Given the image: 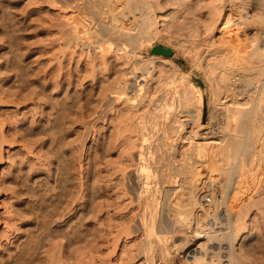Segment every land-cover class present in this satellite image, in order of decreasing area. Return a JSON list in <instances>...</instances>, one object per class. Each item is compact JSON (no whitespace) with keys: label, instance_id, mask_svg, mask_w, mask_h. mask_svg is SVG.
<instances>
[{"label":"rangeland","instance_id":"374dc122","mask_svg":"<svg viewBox=\"0 0 264 264\" xmlns=\"http://www.w3.org/2000/svg\"><path fill=\"white\" fill-rule=\"evenodd\" d=\"M54 1L0 0V264H192L193 256L198 254L195 250L201 241L213 238L211 236L213 232H218L217 229L220 230L221 225L226 226L227 219L224 215L226 206L230 210L240 208L242 213L246 207L248 210L245 209V214L242 215L240 212L239 219L242 216L243 219L239 221L237 218L232 219L236 215L231 216V225L234 226V232L236 231L231 234L232 240H221L222 242L218 243L217 238L209 240L210 242L206 239L208 247L217 244L214 250L218 249L216 251L218 254L214 256L213 252L210 253L212 248L207 251L205 247L206 255L202 254L203 251L200 254L203 259H209L198 263L206 264L203 262L205 261L207 264H226L228 261L225 258L229 255L224 252L229 250L227 247L232 244L231 264H264V107L263 115L259 113L258 118L255 116V123L252 124L253 126L260 122L258 128L262 127L255 134H248L251 132L248 130V124L250 126L251 121H249L250 116H247L248 121L245 116L250 114L256 104L264 74L254 78V81L251 78L250 81L245 80L243 85L234 84L237 87H233L236 96L226 93L216 78L217 72L227 68L232 69L231 76H235L232 79L236 80L238 76L245 74V71H248L246 72L248 74H254L252 70L257 69L256 65L264 72V55L263 53L262 57L260 55L262 50L260 45L259 49L256 47L258 51L254 46L244 48L242 53L250 61L246 60L247 62L243 63L245 65H241L247 70L241 72L242 66L234 65L235 48L231 44L230 35L233 37L234 32L240 31V35H243V32L238 25L241 18L236 15H234L236 18L232 17L226 22V14L229 13L230 16L234 10L233 0L230 4L228 0H147L146 2L144 0L145 7L141 5L144 9L140 7V3L135 4L137 0L135 2L134 0H114L113 2L117 5L111 1V6L115 5V12L118 14L122 12L119 16L121 15L125 22L128 20L126 23L131 21L132 13L130 12H133L136 17L147 12L150 19L154 13V19L152 17L151 23L147 24L149 27L146 26L152 34L151 38H147L148 40L141 35L143 29L138 25L140 20L137 21L138 24L135 22L136 25L133 23L140 29L137 28V31L134 28L135 33L130 32L126 38L124 37L126 34L120 35L113 32L114 22L110 20V14L106 11L107 6L99 4L97 8L90 3L95 0H79L82 5L80 9L84 13L83 18L84 15L88 16L83 28L89 31V40L97 41L99 40L97 37L105 34L106 37H104L109 38L110 42H113L112 39L116 37L130 48L129 40L134 35L140 41L138 46L140 59L147 57L145 62H148L151 56L154 59L151 65L147 63L148 70L147 68L142 70V64L137 65L136 59H129L131 61L126 63L127 65L130 63L137 74L150 69L154 77L147 85L145 97L137 110L133 112V109L131 111L122 102H116L112 104L113 108L107 112L106 116L95 123H90L94 117L93 113L96 109H101L102 96L113 92L112 88L116 91L115 86L119 83L121 72H125L123 71L125 70L124 61L118 58V53L113 51L103 53L101 56V52L97 50L92 53L79 43L72 44L71 36L81 34L72 21L75 9L72 5L63 6L61 0ZM132 3L139 9L136 10ZM127 7L134 11H127ZM120 9L125 12L119 11ZM259 9L257 11H260ZM139 12L140 14H137ZM259 14L264 21V12ZM120 19L116 23L119 24ZM249 20L247 16L243 18V21L248 23L245 24V28H248V25L254 27L255 23ZM107 23L108 28L111 29L105 28ZM262 26L263 28L259 25L258 33L264 31V23ZM108 30H110L109 34ZM71 32L74 33L71 34ZM88 33H86L87 36ZM258 33L257 36L260 37L262 33ZM86 34H84L85 37H87ZM156 46L171 48L173 55L154 51ZM91 53L96 54L93 56ZM175 57L180 58L182 62ZM192 74L204 79L205 86L197 84ZM196 87L201 90L200 100L194 89ZM160 95L161 98L157 97ZM212 104L213 106L215 104L217 110ZM210 109L216 110V113L215 111L212 113ZM141 111L142 116H140ZM196 111L200 114L198 119L195 115ZM224 113L228 115L227 120L232 115L230 127L225 126L227 123L229 125V121H224ZM136 117L137 120H143L142 124L144 122L145 136L148 135L146 138L148 137L147 142L152 152H149L151 159H147L150 167L145 172L151 173L149 185L157 188L158 192L155 200L151 201L143 188L139 187L133 179L138 173L141 161L136 155L139 140L132 131L133 126L130 125ZM242 118L246 119L242 120ZM172 121L175 122L172 123ZM177 122H182L181 126ZM196 122L199 123L201 135L193 137L191 132ZM85 124L94 125L87 129ZM171 124H178L181 128L179 129L177 125L174 129V125ZM245 125L247 129L244 128L246 130L244 132L241 128ZM250 134H254L253 137L256 136V139L252 136L247 137ZM189 135L190 137H187ZM228 137H238L240 142L246 137L242 140V143L245 141L243 144H256L254 145L256 148H251L253 150L249 156L250 161L254 159L253 162H249L248 155H245L250 151L248 144L244 146V149H249L248 153L244 151V154L241 151L243 156L248 157L247 160L241 155L240 159L238 156L234 158L229 156L227 159L226 149L228 154L232 152L231 147L225 143ZM252 139H255V143ZM194 141L203 143L205 150L203 149L202 153L205 152L206 155H198L197 151H193ZM252 145L250 144V147ZM253 151L256 152L253 154ZM133 152L135 153L132 154ZM95 157H98V160ZM242 160L247 166L250 165V169ZM170 163H173L172 167ZM238 163L239 169L235 171L232 168ZM241 163L244 166H241ZM244 167H246L245 170ZM242 172L248 177H243ZM223 173L225 174L222 175ZM193 175L196 181L191 177ZM229 176L238 182L235 184ZM235 176H239V179ZM259 177L262 179L260 180ZM60 181L62 184L59 183ZM228 182L232 189L230 194L234 192L233 188L236 191L233 193L235 196L232 203H229V200L225 201L226 194L228 190L230 191ZM60 184L61 186H58ZM131 184H134V188ZM191 185L198 189L202 188L204 197L210 196L208 193L214 189L216 199L221 201L219 203L216 200L219 203L217 213H208L202 222L198 221L201 234L195 231L196 217L194 215L187 213L183 221L178 214L180 209L187 206ZM135 188L141 190L138 191ZM247 196L253 197L250 198L252 202L249 200L251 205L247 204L249 199ZM256 197L258 199L255 200L258 202L253 201ZM238 199L241 201L239 202ZM244 202L245 206H243ZM254 202L256 204L252 205ZM234 220L238 223L244 222V224L240 223L243 226L239 224L238 226ZM180 221L182 223H179ZM233 222L242 228L237 227L238 230ZM219 245L222 250H219Z\"/></svg>","mask_w":264,"mask_h":264},{"label":"bare ground","instance_id":"6f19581e","mask_svg":"<svg viewBox=\"0 0 264 264\" xmlns=\"http://www.w3.org/2000/svg\"><path fill=\"white\" fill-rule=\"evenodd\" d=\"M28 1V0H27ZM49 1V0H48ZM51 1V0H50ZM54 1V0H53ZM57 1V0H56ZM89 1V0H88ZM114 1V0H95V1H91L90 3L92 4L93 3V6H97V8H98V5L99 4H102V6H107V13L108 14H110V20H112V22H114L113 23V25L112 26H114L113 28H112V30H114L113 32H117V33H120V35H122L121 33H123V34H126L124 37H128V34H130V32H132L133 30L134 31H138V29H140V28H142L143 29V33L141 34L142 36H144L145 37V39H147V38H151L152 37V34H150L149 32L150 31H148L147 30V28H146V26L147 27H149L147 24H149V23H151V19H152V17H153V14H152V16H151V19L149 18V13H148V15H147V12H146V14H141V15H138L139 17H136V15L135 14H133V12H130V14H131V21H130V23H126V22H128V20H126V22H125V19L121 16L122 14V12L121 13H119V14H121L120 16L123 18H121L120 19V16H119V14L118 13H116L115 11V5H113V6H111L112 4V2ZM137 1H139V2H137ZM136 2H135V0H134V2H135V4L136 3H140V7H142L141 5H143V2H144V0H137ZM147 0H145V2H146ZM154 1V0H153ZM229 1V4H230V2H232V0H228ZM55 2V1H54ZM61 2H62V4H63V6H68V5H72L73 6V9H75V14L73 15V18H72V21L76 24L75 26L76 27H78V31H80L81 32V34L79 35H75V34H73V36H71V38L73 39V41L71 42L72 44H74V45H78V43L79 44H81V45H83L85 48H87V49H89V51L90 52H92V53H94V52H96V50L97 51H99V52H101V56H102V54L103 53H109V51H113V52H115V53H118V58H120L122 61H124V69L125 70H123V71H125V72H121V77H120V80L117 82L118 84H117V86H115V87H117V89H116V91H114V89L112 88V90H113V92H108V93H106V91L104 92V93H106L104 96H102V103H101V109H99V110H95L94 111V117H93V119H92V121L90 122V123H95L96 121H98L99 119H101V118H104L105 116H106V114H107V112H109V110L110 109H112L113 107H112V104H114V103H116V102H122L124 105H125V107H127L128 109H131V111H132V109H133V112H134V110H137V108H138V106L140 105V103H141V101L143 100V98L145 97V93H146V88L148 87L147 85L150 83V81L151 80H153L152 78H154V77H152L153 75H151L152 74V72L150 71V69H149V71H147L148 70V68H147V63L149 62V64L150 63H152L153 61H154V59H153V56H151L152 58H150L149 57V61L147 62H145V60H147V57L146 58H142V59H140L141 57H140V53H139V51H138V46H139V39H138V37H136V36H134V35H132L131 36V39L130 38H128V39H130L129 41H131V43H130V45H131V47L130 48H128L127 46L128 45H126L125 43H124V41H123V43H121L120 42V40H118L116 37H114V34H112L113 35V37H114V39H112V40H114L113 42L111 41L110 42V40H108V39H106L105 37V34H104V36L102 35V37H104V38H102L101 36V38L100 37H97V38H99V40H97V41H95V40H89L88 39V37H89V31H86L83 27L85 26V20L87 19V17L88 16H86V15H84V18H83V12H82V10L80 9V7L82 6L81 5V1L79 2V0H61ZM60 2V3H61ZM144 2V3H145ZM161 2V1H160ZM163 2V1H162ZM178 2V1H177ZM215 2V1H214ZM34 3H35V1H34ZM89 3V4H90ZM115 2H113V4H114ZM127 3V2H126ZM155 3V2H154ZM157 3V2H156ZM226 4H227V2H225ZM264 0H233V8H234V10L232 11V14L229 16V13L228 14H226V22H228L229 21V19L230 18H236V17H238V18H241V21H240V23H238V25H240V28H242V32H243V35H240V32L239 33H233V37L230 35V37H231V39L230 40H232L231 42V44H233L234 45V48H235V50H234V58H235V63H234V65L235 66H237V64L238 65H241V64H243L244 62H247L248 61V59H247V57L246 56H244V54L242 53V52H244V48L246 47V46H250V47H252V46H254V48L257 50V48L258 47H260L261 46V52H260V55H261V57H262V53H263V55H264V31H261V33H262V35L260 36V37H258L257 36V33H258V27H259V25H261V28H263V23H264V21H263V19H261V14H259L260 12H264V7H262V6H264ZM79 4H80V6H79ZM87 4V3H86ZM116 4V3H115ZM146 4V3H145ZM148 4V3H147ZM232 4V3H231ZM22 5V4H21ZM58 5V4H57ZM117 5V4H116ZM127 5V4H126ZM159 5V4H158ZM1 6H2V4H1ZM18 6V5H17ZM66 6V7H67ZM92 6V7H93ZM129 6H131L130 4H129ZM132 6H134V4L132 3ZM132 6H131V8H132ZM222 6V5H221ZM120 7V6H119ZM124 7H125V5H124ZM134 7H136V6H134ZM143 7H145L144 5H143ZM142 7V8H143ZM147 7H148V5H147ZM214 7V6H213ZM236 7V8H235ZM7 8V7H6ZM9 8V7H8ZM65 8V7H64ZM63 8V9H64ZM91 8V7H90ZM101 8V7H100ZM102 8H104V7H102ZM142 8H140L141 10H142ZM149 8H150V4H149ZM216 8V7H215ZM260 8V9H259ZM62 9V8H61ZM85 9H87V8H85ZM136 10H138L137 9V7L135 8ZM144 9V8H143ZM147 9V8H146ZM187 9V8H186ZM221 9V8H220ZM260 10V11H257V10ZM65 10V9H64ZM96 10V9H95ZM100 10H102V9H100ZM122 9H120L119 11H121ZM132 11V10H130V9H128V7H127V11ZM148 10V9H147ZM152 10V9H151ZM263 10V11H262ZM3 11H5V10H3ZM8 11V10H7ZM123 11V10H122ZM134 11V10H133ZM97 12V11H96ZM123 12H125V11H123ZM136 12V11H135ZM134 12V13H135ZM152 12V11H151ZM10 13V12H9ZM72 13V12H71ZM236 13V14H235ZM249 13V14H248ZM62 14V13H61ZM82 14V15H81ZM96 15H97V13H95ZM124 14V13H123ZM127 14V13H126ZM137 14H140V12L139 13H137ZM70 15V14H69ZM94 15V14H93ZM106 15V14H105ZM128 15V14H127ZM151 15V14H150ZM234 15H236V17H234ZM67 16V15H66ZM100 16V15H99ZM107 16V15H106ZM161 16V15H160ZM247 16L250 20L249 21H251V23L253 22V23H255L254 24V27H251L250 25H248V28H249V26L251 27L250 28V30L248 31L247 29L248 28H245V24L247 23H245L244 21H243V18H245V17ZM94 17V16H93ZM93 17H91V18H93ZM101 17V16H100ZM127 17V16H126ZM155 17V16H154ZM154 17H153V19H154ZM162 17V16H161ZM243 17V18H242ZM69 18H70V16H69ZM128 18V17H127ZM158 18V17H157ZM25 19V18H24ZM94 19V18H93ZM100 19V18H99ZM99 19H97V21H99ZM120 19V21H119V24L118 23H116V22H118V20ZM64 20V19H63ZM96 20V19H95ZM138 20H140V22H138L137 23V21ZM247 20V19H246ZM65 21V20H64ZM101 22H102V20H100ZM152 21H154V20H152ZM92 22H93V20H92ZM95 22V21H94ZM135 22L140 26V28H138L137 26L135 27L134 25H133V23L135 24ZM70 23H71V21H70ZM89 23V22H88ZM90 23H91V21H90ZM98 23V22H97ZM209 23V22H208ZM92 24V23H91ZM93 24H95V23H93ZM110 24V23H109ZM235 24H237V23H235ZM248 24V23H247ZM99 25H101V24H99ZM98 25V27H100ZM132 25H133V27H132ZM136 25V24H135ZM102 26V25H101ZM104 26V25H103ZM90 27V26H89ZM88 27V30L91 28H89ZM93 27V26H92ZM131 27L133 28L131 31L129 30V29H131ZM105 28H108V23H107V27H105ZM134 28H136V30L134 29ZM138 28V29H137ZM151 28V27H150ZM239 28V27H238ZM70 29V28H69ZM108 29H111V28H108ZM115 29H116V31H115ZM68 30V29H67ZM102 30H104V29H102ZM129 30V31H128ZM240 30V29H239ZM260 30H262V29H260ZM105 31V30H104ZM104 31H102L103 33H104ZM109 31L110 30H108L107 32H108V34H109ZM133 31V32H134ZM153 31V30H152ZM233 31V30H232ZM69 32V31H68ZM106 32V33H107ZM129 32V33H128ZM155 32V31H154ZM238 32V31H237ZM260 32V31H259ZM72 33H74V32H71V34ZM86 33H88V36H87V34ZM111 33V32H110ZM135 33V32H134ZM141 33V32H140ZM139 33V34H140ZM158 33V32H157ZM261 33H258V34H261ZM84 34H86V36L87 37H85L84 36ZM136 34H137V32H136ZM156 34V33H155ZM154 34V35H155ZM68 36V35H67ZM66 36V37H67ZM97 36H99V35H97ZM123 37V36H122ZM123 37V38H124ZM126 37V38H127ZM65 39V38H64ZM91 39V38H90ZM261 39V40H260ZM22 40V39H21ZM55 40V39H54ZM68 41L69 40H71V39H67ZM148 40V39H147ZM62 41V40H61ZM65 41V40H64ZM261 42V43H258V42ZM127 42V41H126ZM66 43V42H65ZM128 43V44H129ZM62 45V44H61ZM260 45V46H259ZM231 47V46H230ZM233 47V46H232ZM249 47V48H250ZM257 47V48H256ZM141 48V47H140ZM17 49V48H16ZM91 49L93 50V51H91ZM233 49V48H232ZM259 49V48H258ZM225 50V49H224ZM255 50V52L256 53H258L257 51ZM52 51V50H51ZM88 51V52H89ZM251 51V50H250ZM25 52V51H24ZM85 52V51H84ZM90 52H89V54L88 55H90ZM98 52V54H100ZM254 52V51H253ZM87 53V52H86ZM91 53V54H92ZM252 53V52H251ZM96 54V53H95ZM95 54L93 55V56H95ZM104 55H106V54H104ZM110 55V54H109ZM116 55V54H115ZM231 55V54H230ZM252 55H254V53L252 54ZM259 55V54H258ZM248 56V55H247ZM90 57H92V56H90ZM139 57V58H138ZM17 58V57H16ZM88 58V57H87ZM111 58V57H110ZM154 58H156V57H154ZM159 58V57H158ZM161 58V57H160ZM253 58V57H252ZM89 59V58H88ZM129 59H136V63H137V65H139V64H142V70H143V68L144 69H146L147 68V70H146V72H145V70L144 71H142V72H139L138 74L137 73H135L133 70H135V69H133V67L130 65V63L127 65L126 63H128V62H130L131 60H129ZM254 59V58H253ZM257 59V58H256ZM129 60V61H128ZM247 60V61H246ZM78 61V60H77ZM83 61V60H82ZM171 61V60H170ZM250 61V60H249ZM248 61V62H249ZM104 62V61H103ZM234 62V61H233ZM195 63V62H194ZM263 63V62H262ZM262 63H260V64H262ZM229 64H231V62L229 63ZM259 64V65H260ZM120 65V64H119ZM151 65V64H150ZM243 65H245V64H243ZM248 65V64H247ZM246 65V66H247ZM255 65V64H254ZM43 66V65H42ZM46 66V65H45ZM88 66H90V65H88ZM96 66V65H95ZM242 66V65H241ZM240 66V67H241ZM258 65H256L255 67L257 68L255 71L254 70H252L253 71V73L254 74H248V73H246V72H248V71H245V70H247V69H243V66H242V68H241V72L243 71H245L244 73L245 74H243L242 76H238L237 77V80L236 79H232L233 77L235 78V76L233 75V76H231V70L229 69V68H227V69H223L224 71H222V72H217V75H216V78H217V80L220 82V85L222 86V88L224 89V91L226 92V93H230V95H234V96H236V92L234 91V86L235 85H237V84H242L243 85V83H244V81L246 80V81H248L250 78H251V80L252 81H254V78H256V77H258L259 78V76L263 73L264 74V72H262V69L261 68H258L257 67ZM262 66V65H261ZM238 67V66H237ZM96 69V68H95ZM139 69V68H138ZM240 69V68H239ZM250 72V71H249ZM58 74V73H57ZM131 74V75H130ZM88 75V74H87ZM90 75V74H89ZM18 76V75H17ZM23 76V75H22ZM65 76V75H64ZM105 76V75H104ZM262 76V75H261ZM264 76V75H263ZM56 77V76H55ZM68 77V76H67ZM164 77V76H163ZM171 77V76H170ZM175 77V76H174ZM186 77V76H185ZM119 78V77H118ZM253 78V79H252ZM264 78V77H263ZM262 78V79H263ZM56 79V78H55ZM107 80V79H106ZM117 80V79H116ZM62 81V80H61ZM250 81V80H249ZM161 82V81H160ZM173 82V81H172ZM255 82H256V80H255ZM261 82V81H260ZM260 82H258V83H260ZM51 83V82H50ZM161 83H163V81L161 82ZM251 83H253V82H251ZM262 83V87H261V91H259L257 94V98H256V101H255V103L256 104H254L255 106L252 108L253 110L250 112V114H248L246 111H244V112H246L248 115H245L246 116V118H242V120L243 119H246V121H248V117L247 116H250V119H249V121H251V122H249V123H251L250 124V126H249V124L248 123H246V124H248V127H249V131L251 130V132H248V134L249 133H256V131H258V130H260V128H262V127H260L259 126V128H258V123H260V122H258L256 125H253L252 126V124H254L255 123V116H257L256 118H258V116H259V113H262L261 115H263V110H262V108L264 107V79H263V82H261ZM53 84V83H52ZM57 84V83H56ZM158 84V83H157ZM165 84V83H164ZM235 84V85H234ZM246 84V83H245ZM54 85H55V83H54ZM241 85V86H242ZM255 85H256V83H255ZM154 86V85H153ZM55 87V86H54ZM113 87V86H112ZM184 87H185V84H184ZM247 87H249V85L247 86ZM111 88V87H110ZM235 88H237L236 86H235ZM176 89V88H175ZM190 89V88H189ZM193 89V88H192ZM195 89V92H197V96H198V99L200 98V91L201 90H199L197 87L196 88H194ZM110 90V89H109ZM108 90V91H109ZM237 90H239V88L237 89ZM37 91V90H36ZM153 92V91H152ZM238 92V91H237ZM176 93V92H175ZM239 93V92H238ZM27 95V94H26ZM55 95V94H54ZM149 96V95H148ZM151 96V95H150ZM98 97V96H97ZM154 97H156V96H154ZM157 97H160L161 98V95L160 96H157ZM74 98V97H73ZM238 98V97H237ZM154 99V98H153ZM157 99V98H156ZM54 100V99H53ZM59 100V99H58ZM146 100V99H145ZM151 100V99H150ZM160 100V99H159ZM158 100V101H159ZM172 100V99H171ZM200 100V99H199ZM75 101V100H74ZM82 101V100H81ZM84 101V100H83ZM91 101V100H90ZM147 101V100H146ZM153 101V100H152ZM158 101H156V102H158ZM150 102V101H149ZM200 102V101H199ZM213 102V101H212ZM211 102V103H212ZM174 103V102H173ZM202 103V102H201ZM246 103V102H245ZM96 104V103H95ZM121 104V103H120ZM142 104H144V103H142ZM146 104H147V102H146ZM160 104V103H159ZM158 103H157V105H159ZM200 104V103H199ZM50 105V104H49ZM57 105V104H56ZM59 105V104H58ZM156 105V106H157ZM161 105V104H160ZM168 105V104H167ZM185 105V104H184ZM187 105V104H186ZM189 105V104H188ZM190 105H192V104H190ZM242 105V104H241ZM77 106V105H76ZM147 106V105H146ZM170 106V105H169ZM212 106H213V104H212ZM97 107V106H96ZM183 107V106H182ZM99 108V107H98ZM160 108V107H159ZM158 108V109H159ZM174 108V107H173ZM213 108L214 109H216L215 108V104H214V106H213ZM76 109V108H75ZM95 109V108H94ZM145 109V108H144ZM188 109V108H187ZM195 109V108H194ZM214 109H210L211 111H212V113L215 111V113H216V110H214ZM264 109V108H263ZM90 110V109H89ZM93 110V109H92ZM141 110V109H140ZM155 110V109H154ZM153 110V112H155ZM160 110V109H159ZM158 110V111H159ZM198 111H199V109H197ZM81 111V110H80ZM198 111H196L197 113L195 114L196 115V118L198 119V117H199V112ZM249 111V110H248ZM240 112V111H239ZM243 112V113H244ZM58 113V112H57ZM158 113V112H157ZM172 113V112H171ZM185 113V112H184ZM232 113V112H231ZM235 113V112H234ZM135 114H136V112H135ZM135 114H134V116H135ZM137 114H138V111H137ZM194 114V113H193ZM225 114V113H224ZM224 114H222V115H224ZM51 115V114H50ZM72 115V114H71ZM119 115V114H118ZM176 115V114H175ZM212 115H214V114H212ZM211 115V116H212ZM216 115V114H215ZM214 115V116H215ZM231 115V114H230ZM56 116H57V114H56ZM140 116H142V111H141V114H140ZM177 116V115H176ZM175 116V117H176ZM192 116V115H191ZM225 116V117H224ZM223 116V118H224V121H226V122H228L229 121V125H228V123H227V125H225L226 127L227 126H229L230 127V121H231V119H230V117L232 116H230L229 117V119L227 120L226 119V117L228 116L227 114H225ZM238 116H240V115H238ZM244 116V117H245ZM58 117V116H57ZM56 117V118H57ZM133 117V116H132ZM138 118H139V116H137ZM137 117H136V119L134 120V121H132V123H130V125L131 126H133L132 127V131L135 133V136H136V138L139 140V148H138V150H137V154L136 155H138L139 156V159L141 160H139L140 161V165L138 166L139 167V169H138V173L137 174H135V176H134V181H135V183H138L139 184V187H141V188H143V191L144 192H146V194H147V196H148V198H149V201H151V200H155L154 198L155 197H157L156 195V193L158 192V190H157V188H152L151 187V185H149V184H151V181H149V178L151 177V173L150 174H146V172L145 171H147V169H149L148 167H150V164H149V162H147V159L149 158V159H151L150 158V156H149V152H151L150 151V145H149V142H147V138H146V136H148L147 134H146V136H145V130H144V122H143V124H142V122L141 121H143V120H137ZM192 117H195V116H192ZM243 117V116H242ZM263 117H264V115H263ZM152 118V117H151ZM166 118H168V117H166ZM176 118H178V117H176ZM223 118H221V119H223ZM228 118V117H227ZM133 119V118H132ZM142 119V118H141ZM260 119V118H259ZM258 119V120H259ZM137 120V121H136ZM147 120V119H146ZM174 120H176V119H174ZM242 120H240V122L242 121ZM112 121V120H111ZM120 121V120H119ZM126 121V120H125ZM151 121V120H150ZM154 121V120H153ZM177 121V120H176ZM193 121H195V120H193ZM236 121V120H235ZM264 121V120H263ZM58 122H59V120H58ZM71 122V121H70ZM113 122V121H112ZM124 122V121H123ZM122 122V123H123ZM175 122V121H174ZM173 121H172V123H174ZM198 122V121H197ZM195 123V125L193 126V131L191 132L192 133V135H193V137L194 136H196L197 137V135H201V131H199V123ZM226 122H223V123H226ZM89 123V125H91ZM110 123V122H109ZM154 123H156V122H154ZM177 123H179V122H177ZM182 123V122H181ZM181 123H179V125L181 124ZM232 123V122H231ZM94 125V124H93ZM92 125V126H93ZM124 125V124H123ZM172 125V124H171ZM174 125V124H173ZM172 125V126H173ZM178 124H176V125H174V129H176L175 128V126H177ZM178 125V127H179V129L181 128L180 126ZM260 125V124H259ZM92 126H87V124H85V127L88 129L89 127H92ZM118 126V125H117ZM147 126V125H146ZM155 126V125H154ZM63 127V126H62ZM177 127V128H178ZM223 127H224V125H223ZM222 127V128H223ZM225 127V128H226ZM241 127V126H240ZM239 127V128H240ZM50 128V127H49ZM118 128V127H117ZM127 128V127H126ZM131 128V127H130ZM153 128V127H152ZM168 128V127H167ZM169 128H171V127H169ZM247 129V126L245 125V126H243V128H241V129ZM148 129V128H147ZM154 129V128H153ZM172 129V128H171ZM226 129H228V128H226ZM240 129V130H241ZM243 130L244 132L246 131V130ZM121 130V129H120ZM124 130V129H123ZM127 130V129H126ZM129 130V129H128ZM170 130V129H169ZM182 130V129H181ZM171 131H173V129L171 130ZM176 131V130H175ZM179 131V130H178ZM209 131V130H208ZM223 131H225V129L223 130ZM76 132V131H75ZM129 132H130V130H129ZM174 132V131H173ZM207 132V131H206ZM220 132H222V131H220ZM240 132V131H239ZM242 132V131H241ZM54 133V132H53ZM123 133V132H122ZM154 133V132H153ZM180 133V132H179ZM187 133V132H186ZM191 133H190V135H191ZM214 133V132H213ZM119 134V133H118ZM128 134V133H127ZM182 134V133H181ZM180 134V135H181ZM224 134V133H223ZM234 134V133H233ZM247 135V137L249 136H252V138H255V137H253L254 136V134L253 135ZM54 136L56 135V134H53ZM129 135V134H128ZM151 135H152V133H151ZM187 135V134H186ZM190 135L189 136H187V137H190ZM258 135V134H257ZM44 136V135H43ZM74 136V135H73ZM77 136V135H76ZM92 136V135H91ZM120 136V135H119ZM179 136V135H178ZM182 136V135H181ZM180 136V137H181ZM212 136V135H211ZM218 136V135H217ZM79 137V136H78ZM116 137H118V135L116 136ZM186 137V138H187ZM215 137V136H214ZM59 138V137H58ZM75 138H77V137H75ZM150 138V137H149ZM244 138H246V137H244ZM243 138V139H244ZM251 138V137H250ZM55 139V138H54ZM120 139V138H119ZM135 139V138H134ZM184 139V138H183ZM182 139V140H183ZM243 139H241V142H240V139L237 137V138H226L225 140H226V144H227V146H230L231 147V150H232V152L230 153L229 152V154L227 153V149H226V153H225V156H226V154H227V156H226V158L228 159V157L230 156H232L233 158L234 157H236V156H240L241 155V157L245 154V152H247L248 153V150L250 149V151H249V154H245V155H248V157L249 156H251L250 155V153H252L251 152V150H253V149H251V148H253V147H255L254 145H256V144H254V145H252L253 143H247V144H243V143H245V141L242 143V140ZM256 139V138H255ZM254 139V140H255ZM50 140V139H49ZM79 140V139H78ZM99 140V139H98ZM152 140V139H151ZM195 140H197V139H195ZM224 140V139H223ZM248 140H249V138H248ZM253 139H252V142L254 141ZM44 141V140H43ZM199 141V140H198ZM195 142L194 143V145H193V151H197V154L198 155H202V154H204V153H202L203 151V149H204V146H203V143L202 142ZM59 142V141H58ZM221 142V141H220ZM248 142H250V140L248 141ZM175 143V142H174ZM254 143H255V141H254ZM151 144V143H150ZM157 144V143H156ZM223 144V143H222ZM250 144L252 145V147H250ZM58 145V144H57ZM174 145V144H173ZM225 145V144H224ZM223 145V146H224ZM245 145H247V147H249V149H244V146ZM214 147V146H213ZM225 147V146H224ZM103 148V147H102ZM186 148H188V147H186ZM205 148H207V146H205ZM244 149V150H241V149ZM256 148V147H255ZM211 149V148H210ZM258 149V148H257ZM262 149V148H261ZM53 150V149H52ZM60 150V149H59ZM95 150V149H94ZM108 150V149H107ZM187 150V149H186ZM205 150V149H204ZM207 150V149H206ZM54 151V150H53ZM105 151V150H104ZM130 151V150H129ZM128 151V152H129ZM170 151V150H169ZM240 151V152H239ZM241 151H243V155H242V152ZM245 151V152H244ZM254 152H256V151H253V154H254ZM261 152V150L259 151V153ZM62 153V152H61ZM71 153V152H70ZM73 153V152H72ZM79 153V152H78ZM94 153H96V152H94ZM109 153V152H108ZM135 152H133L132 154H134ZM152 153V152H151ZM127 154V153H126ZM253 154H252V157H253ZM262 153H260V155H261ZM73 155V154H72ZM192 155V154H191ZM204 155H206V154H204ZM256 155V154H255ZM146 156H147V158H146ZM149 156V157H148ZM74 157V156H73ZM72 157V158H73ZM123 157V156H122ZM247 156L245 157V156H243L242 158H248ZM256 157V156H255ZM257 157H258V154H257ZM89 158V157H88ZM96 158V157H95ZM98 158V157H97ZM96 158V159H97ZM133 158V157H132ZM136 158H138V157H136ZM171 158V157H170ZM192 158V157H191ZM241 158V159H242ZM261 158V157H260ZM57 159V158H56ZM134 159V158H133ZM155 159V158H154ZM196 159V158H195ZM239 159H240V157H239ZM250 157H249V162H251L252 160H254L253 158H252V160L250 161ZM262 159V158H261ZM46 160V159H45ZM59 160V159H58ZM98 160V159H97ZM135 160V159H134ZM200 160V159H199ZM237 160H238V158H237ZM247 160V159H246ZM73 161V160H72ZM96 161V160H95ZM104 161V160H103ZM149 161V160H148ZM154 161V160H153ZM160 161V160H159ZM192 161V160H191ZM201 161V160H200ZM231 161V160H230ZM239 161H241V160H239ZM63 162V161H62ZM172 162V161H171ZM227 162V161H226ZM229 162V161H228ZM234 162V161H233ZM237 162V161H236ZM242 162L244 163V161L242 160ZM248 162V163H249ZM253 162V161H252ZM258 162V161H257ZM18 163V162H17ZM152 163V162H151ZM197 163V162H196ZM195 163V164H196ZM199 163H201V162H199ZM232 163V162H231ZM247 163V162H246ZM255 163V162H254ZM260 163V162H259ZM47 164V163H46ZM109 164V163H108ZM118 164V163H117ZM228 164H230V163H228ZM227 164V165H228ZM242 164V163H241ZM245 164V163H244ZM250 164H252V163H250ZM38 165V164H37ZM43 165V164H42ZM49 165V164H48ZM101 165V164H100ZM170 165H171V167H172V165H173V163L171 164L170 163ZM233 165V164H232ZM239 163L238 164H234V167L232 168V169H234L235 171H237L238 169H239ZM246 165V164H245ZM62 166H63V164H62ZM67 166V165H66ZM90 166V165H89ZM94 166V165H93ZM122 166V165H121ZM195 166V165H194ZM215 166V165H214ZM241 166H244L243 164L241 165ZM247 166V165H246ZM249 166V169H250V165H248ZM247 166V167H248ZM255 166H256V164H255ZM110 167V166H109ZM161 167V166H160ZM196 167V166H195ZM201 167V166H200ZM220 167V166H219ZM252 167V166H251ZM254 167V166H253ZM28 168V167H27ZM94 168H96V167H94ZM103 168V167H102ZM222 168V167H221ZM229 169H230V167H228ZM245 168L246 167H244L243 169L245 170ZM255 168V167H254ZM68 169H69V166H68ZM104 169V168H103ZM115 169V168H114ZM152 169V168H151ZM196 169V168H195ZM242 169V168H241ZM261 169V168H260ZM67 170V169H66ZM71 170V169H70ZM91 170V169H90ZM97 170V169H96ZM100 170V169H99ZM112 170V169H111ZM169 170V169H168ZM183 170V169H182ZM203 170V169H202ZM210 170V169H209ZM221 170V169H220ZM227 170V169H226ZM247 170V169H246ZM253 170V169H252ZM48 171V170H47ZM115 171V170H114ZM120 171V170H119ZM122 171V170H121ZM135 171V170H134ZM133 171V172H134ZM151 171V170H150ZM211 171V170H210ZM229 171V170H228ZM227 171V172H228ZM132 171H130V173H131ZM143 172H145V173H143ZM149 172V171H148ZM152 172V171H151ZM154 172V171H153ZM152 172V173H153ZM203 172V171H202ZM204 172H206V170L204 171ZM223 172H224V170H223ZM248 172V171H247ZM247 172H246V175H247ZM258 172V171H257ZM262 171H260V173H261ZM66 173V172H65ZM70 173V172H69ZM90 173V172H89ZM109 173V172H108ZM107 173V174H108ZM115 173V172H114ZM135 173V172H134ZM209 173V172H208ZM231 173V172H230ZM243 173V172H242ZM250 173H251V171H250ZM255 173V172H254ZM100 174V173H99ZM105 174V173H104ZM124 174V173H123ZM155 174V173H154ZM177 174V173H176ZM194 174V173H193ZM200 174V173H199ZM225 173H223L222 175H224ZM47 175V174H46ZM94 175V174H93ZM131 175V174H130ZM194 175H196V173L194 174ZM191 176L192 178H194L195 179V181H196V177L195 176ZM230 175V174H229ZM232 175V174H231ZM254 175V174H253ZM257 175V174H256ZM263 175V174H262ZM106 176V175H105ZM124 176V175H123ZM152 176H153V174H152ZM197 176V175H196ZM237 176V175H236ZM235 176V178H238L239 179V176L238 177H236ZM242 176L244 177L245 176V173H243L242 174ZM261 176V175H260ZM59 177V176H58ZM99 177V176H98ZM111 177V176H110ZM223 177V176H222ZM225 177V176H224ZM246 177H248V175L247 176H245V178ZM250 177H252L251 175H250ZM254 177V176H253ZM252 177V178H253ZM263 177V176H262ZM60 178V177H59ZM88 178V177H87ZM100 178V177H99ZM158 178V177H157ZM229 178H231V176H229ZM234 178V177H233ZM260 178V177H259ZM48 179V178H47ZM66 179V178H65ZM154 179V178H153ZM194 179L192 180L191 179V181H194ZM232 179V178H231ZM240 179H241V177H240ZM262 178H260V180H261ZM263 179H264V177H263ZM233 180V179H232ZM250 180H251V178H250ZM55 181V180H54ZM68 181H69V179H68ZM90 181V180H89ZM229 181H231V180H229ZM234 181V180H233ZM245 181V180H244ZM247 181V180H246ZM56 182H58V181H56ZM62 181H60L59 183H61ZM67 182V181H66ZM94 182V181H93ZM157 182V181H156ZM235 184L238 182H236V179H235ZM260 182V181H259ZM41 183V182H40ZM73 183V182H72ZM75 183V182H74ZM133 183V182H132ZM134 183V184H135ZM172 183V182H171ZM264 183V182H263ZM49 184V183H48ZM54 184H55V182H54ZM62 184V183H61ZM61 184L60 185H58V186H61ZM134 184H131V185H133V188H134ZM170 184V183H169ZM190 184H192V183H190ZM212 184V183H211ZM64 185V184H63ZM96 185V184H95ZM194 185H197V184H194ZM194 185H191L190 186V188H189V193H188V199H187V206L186 207H184V208H182V209H180L179 211H178V214L180 215V219L181 220H183V221H185L184 220V216L187 214V213H190V215L192 214V216L194 215L195 217H196V221H194L195 223H194V228H195V231L196 232H198L199 234H201L200 232H201V229H200V223L198 224V221H201L202 222V220L204 219V217L208 214V213H217V204H219L221 201H219V199H216V194H215V191H214V189H212L208 194L210 195V202H208L207 201V199H206V197H204V194L205 193H203V189L201 188H199L198 189V187H196V186H194ZM238 185V184H237ZM69 186V185H68ZM73 186V185H72ZM120 186V185H119ZM125 186V185H124ZM227 186V185H226ZM228 186H229V182H228ZM232 186V185H231ZM260 186H262V185H260ZM55 187V186H54ZM136 187H137V185H136ZM233 187H235V186H233ZM250 187V186H249ZM248 187V188H249ZM263 187V186H262ZM261 187V188H262ZM151 188H152V190H151ZM239 188V187H238ZM247 188V189H248ZM260 188V189H261ZM48 189V188H47ZM126 189V188H125ZM124 189V190H125ZM135 189H138V191H140L141 189L140 188H135ZM134 189V190H135ZM140 189V190H139ZM227 189V188H226ZM229 189H230V186H229ZM235 189L237 190V188L235 187ZM246 189V188H245ZM50 190V189H49ZM53 190H55L54 188H53ZM231 190L232 189H230V191L228 190V192H227V194H226V199L227 200H225L226 202L229 200V203H232L233 201H234V196L235 195H233V193L234 192H236L235 190H234V188H233V193L232 194H230V192H231ZM46 191V190H45ZM66 191V190H65ZM68 191V190H67ZM107 191V190H106ZM133 191V190H132ZM136 191V190H135ZM243 191H245L246 192V190H243ZM54 192V191H53ZM59 192H60V189H59ZM78 192V191H77ZM137 192V191H136ZM144 192L142 193V191H141V193L142 194H144ZM205 192V191H204ZM239 192H240V190H239ZM248 192H249V190H248ZM48 193V192H47ZM127 193V192H126ZM139 193V192H138ZM138 193H137V195H138ZM141 193H139L140 195H141ZM243 193V192H242ZM242 193H241V195H242ZM251 193V192H250ZM96 194V193H95ZM181 195H182V193H180ZM244 194V193H243ZM246 194V193H245ZM47 195V194H46ZM50 195V194H49ZM54 195V194H53ZM225 195V194H224ZM238 195V194H237ZM237 195H236V197H237ZM55 196H56V194H55ZM74 196V195H73ZM72 196V197H73ZM139 196V195H138ZM142 196V195H141ZM140 196V197H141ZM239 196H240V194H239ZM264 196V195H263ZM262 196V197H263ZM62 197H65V196H62ZM103 197V196H102ZM106 197V196H105ZM108 197V196H107ZM224 197V196H223ZM244 197V196H243ZM248 198H249V196H247ZM255 197V196H254ZM262 197H260L261 199L260 200H262ZM53 198V197H52ZM59 199H60V197H58ZM143 198V197H142ZM205 198V199H204ZM246 198V197H245ZM244 198V199H245ZM247 198V199H248ZM251 199L253 198L252 196L250 197ZM250 198L248 199V201H247V204L248 205H251V202H252V200H250ZM264 198V197H263ZM58 199V200H59ZM74 199V198H73ZM104 199V198H103ZM106 199V198H105ZM159 199V198H158ZM175 199V198H174ZM179 199V198H178ZM225 199V198H224ZM224 199L222 200V202L224 201ZM241 199V198H240ZM255 199H258V197H256V198H254L253 199V201L255 200ZM54 200V199H53ZM61 200V199H60ZM67 200V199H66ZM110 200V199H109ZM134 200V199H133ZM177 200V199H176ZM216 200H218L219 201V203H218V201H216ZM221 200V199H220ZM246 200V199H245ZM251 202H250V201ZM264 200V199H263ZM49 201V200H48ZM68 201V200H67ZM158 201V200H157ZM238 201H239V199H238ZM241 201V200H240ZM239 201V202H240ZM53 202V201H52ZM72 202V201H71ZM155 202V201H154ZM236 202V201H235ZM246 202V201H245ZM245 202L243 203V206H245L244 204H245ZM255 202H258L257 200H255ZM253 203L252 205H255L256 203ZM158 203V202H157ZM238 203V202H237ZM260 203V202H259ZM62 204V203H61ZM226 204V203H225ZM246 204V205H247ZM59 205V204H58ZM177 205V204H176ZM181 205V204H180ZM186 205V204H185ZM184 205V206H185ZM227 205V204H226ZM73 206V205H72ZM129 206V205H128ZM155 206V205H154ZM240 206H242L241 204H240ZM243 206H242V208H243ZM58 207V206H57ZM254 207H256V206H254ZM260 207V206H259ZM223 208V207H222ZM251 208V207H250ZM60 209V208H59ZM245 209H247V207L245 208ZM245 209H243V211L245 212ZM48 210V209H47ZM54 210V209H53ZM100 210V209H99ZM162 210V209H161ZM225 211H224V215H226V219H227V224H226V226H223V225H221V227H220V230L219 229H217L218 230V232H213V234H211V236L213 237V238H211L209 235V232H208V238H209V240H212V239H218V243H220V242H222L223 240L224 241H228V239H229V241L230 240H232L231 239V234H232V232H234V226L233 225H231V221H230V219L232 218L231 216H233V214H234V216L236 215V217H233L232 219H234L235 218V220H236V218L238 219V221L239 220H241V218L243 219V216L239 219V217L242 215V214H245L244 212L242 213V211H240V210H242V209H235V210H230V208H228L227 206L225 207V209H224ZM248 210V209H247ZM59 212V211H58ZM155 212V211H154ZM161 212V211H160ZM166 212V211H165ZM170 212V211H169ZM240 212H241V215H239L240 214ZM54 213V212H53ZM57 214V213H56ZM132 214V213H131ZM173 214V213H172ZM55 215V214H54ZM113 215V214H112ZM218 215V214H217ZM48 216V215H47ZM58 216V215H57ZM133 216V215H132ZM245 216V215H244ZM161 217V216H160ZM218 217V216H217ZM186 218H188V217H186ZM179 219V220H180ZM234 220V221H235ZM168 221V220H167ZM230 221V222H229ZM244 221V220H243ZM236 222V221H235ZM242 221H240V223H241ZM168 223V222H167ZM179 223H182V221H180ZM222 223V222H221ZM234 223V222H233ZM232 223V224H233ZM237 223V225L239 224L240 225V223H238V222H236ZM236 223H234V225L236 224ZM243 224H244V222H242ZM162 225V224H161ZM215 225H219V224H215ZM238 225V226H239ZM242 225V224H241ZM240 225V226H241ZM193 226V225H192ZM238 226H236L235 225V228H237ZM243 226V225H242ZM150 228V227H149ZM169 228V227H168ZM208 228V227H207ZM210 228H212V226L210 227ZM215 228V227H214ZM222 228V229H221ZM223 228H226V229H224L223 230ZM238 228H242V227H238ZM237 228V229H238ZM236 229V230H237ZM244 229V228H243ZM203 230V229H202ZM211 230V229H210ZM213 230V229H212ZM215 230V229H214ZM239 230V229H238ZM241 230V229H240ZM120 231V230H119ZM203 231H205V229L203 230ZM207 231H208V229H207ZM210 232H212V231H210ZM236 232V231H235ZM234 232V233H235ZM239 232V231H238ZM206 233V236H207V232H205ZM204 234V233H203ZM202 234V235H203ZM235 235V234H234ZM58 236V235H57ZM204 236V235H203ZM237 236V235H236ZM206 238V237H205ZM207 239V238H206ZM206 239H203L202 241H201V243H200V245H198L199 247L195 250V251H197L196 253H198V254H200L202 251V254L204 253L205 255H206V253H205V251L204 250H206L207 249V251H208V249L209 248H212V249H210L211 251H210V253L211 252H213L214 254V256H216L217 254H218V252H216L217 250H214V248H216V245L214 246V245H212V247H208L207 246V241H206ZM227 239V240H226ZM208 240V239H207ZM208 240V241H209ZM222 240V241H221ZM214 241V240H213ZM216 241V240H215ZM210 242V241H209ZM212 242V241H211ZM230 243V242H229ZM215 244V243H214ZM208 245H209V243H208ZM221 245V244H220ZM219 245V247L218 248H220L219 250H222L221 249V246ZM231 245L232 244H230V245H228V249L229 250H227L226 248V250L227 251H223L226 255L228 254L229 256H227V258H225V260L226 261H228L227 263L228 264H231V262H232V259H231ZM205 247H206V249H205ZM208 247V248H207ZM223 247V246H222ZM224 249V250H225ZM73 251V250H72ZM220 253H221V251H220ZM234 253V252H233ZM197 254V255H198ZM208 254V253H207ZM196 254L193 256V260H192V264H197L199 261H201V260H206L207 261V259H209V258H205V259H203L202 257L203 256H201V254H200V256H197ZM221 255V254H220ZM219 255V256H220ZM72 256V255H71ZM231 256V257H230ZM237 256V255H236ZM52 257H54V256H52ZM205 257V256H204ZM206 257H208V255L206 256ZM211 257H212V254H211ZM55 258V257H54ZM239 258V257H238ZM216 259V258H215ZM214 259V260H215ZM222 259V258H221ZM59 260V259H58ZM190 260V259H189ZM213 260V261H214ZM218 260H219V258H218ZM209 261V260H208ZM212 261V262H213ZM217 261V260H216ZM204 263H206L207 264V262H205V261H203ZM220 262V261H219ZM218 262V263H219ZM225 262V261H224ZM56 263V262H55ZM200 263V262H199ZM198 263V264H199ZM211 263V262H210ZM226 263V264H227ZM50 264H52V263H50ZM201 264H202V262H201ZM215 264V263H214ZM222 264V263H221ZM223 264H225V263H223Z\"/></svg>","mask_w":264,"mask_h":264},{"label":"water","instance_id":"95a60500","mask_svg":"<svg viewBox=\"0 0 264 264\" xmlns=\"http://www.w3.org/2000/svg\"><path fill=\"white\" fill-rule=\"evenodd\" d=\"M154 51L160 52V53L165 54V55H173V50L171 48H166V47H162V46H156L154 48ZM175 59L182 62V60L178 57H175ZM191 76L197 84L201 85L202 87L205 86L204 79H202L199 76L194 75V74H192Z\"/></svg>","mask_w":264,"mask_h":264},{"label":"built area","instance_id":"2783aa9c","mask_svg":"<svg viewBox=\"0 0 264 264\" xmlns=\"http://www.w3.org/2000/svg\"><path fill=\"white\" fill-rule=\"evenodd\" d=\"M206 199L208 202H210V196H207Z\"/></svg>","mask_w":264,"mask_h":264}]
</instances>
